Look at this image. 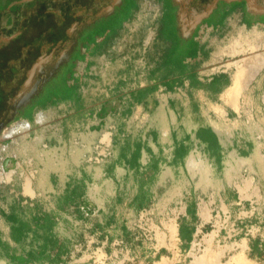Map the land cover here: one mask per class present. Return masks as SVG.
I'll return each mask as SVG.
<instances>
[{
	"label": "rangeland",
	"instance_id": "obj_1",
	"mask_svg": "<svg viewBox=\"0 0 264 264\" xmlns=\"http://www.w3.org/2000/svg\"><path fill=\"white\" fill-rule=\"evenodd\" d=\"M28 1L32 0L16 1L19 4L14 13L16 26L22 16L30 11ZM255 2L264 7V0ZM158 18V4L153 0H139L115 43L107 46L91 63L90 72L82 82L77 106L85 107L86 97L94 99L91 106L95 110L108 101L117 105L119 98L125 96L131 103L145 99L149 94L158 95L157 102L167 101L169 92L165 82L173 74L169 71L171 69L162 65L167 52L166 44L154 37ZM241 19L242 14L237 10L230 13L221 25L225 31L218 35V44L222 45L221 48L229 45L230 51L220 57L218 50L216 55L219 57L202 68L203 72L195 73L202 79H195V82L192 79L188 86L180 79L171 96L191 104L192 109L181 111L182 116L190 115L196 121L219 124L227 135L234 128V137L243 142L252 134V129L254 137L260 139L259 131L264 126V70L252 78L247 100L240 110L226 105L221 93L232 82L235 64L229 66L228 63L250 55L249 52L232 54L231 39L237 37L243 28L249 31L258 27L264 32V24L246 26ZM6 22L7 14H0V28H6L2 27ZM2 31L0 29V36L10 33L8 30ZM260 51H264V48ZM180 71L176 72L177 76L182 74ZM223 73L228 76V86L217 93L212 91L209 95H199L197 91L202 89L203 82L210 76ZM107 92L110 94L107 95ZM182 92L188 95V99ZM151 101L155 102L154 99ZM62 107L55 105L19 116L14 122H8V126L0 132L1 136L6 128L18 122L31 126L29 130L19 131L12 137L0 138V166L4 167L5 174L13 171L9 179L5 177L0 180V264H195L196 255L200 256L203 249L196 251L195 243L213 230H218V244L233 246L223 258L224 262L246 240L249 246L245 249L246 259L251 264H264V168L257 167L256 172L242 174L246 181V191H241V196H244L242 201L233 191L198 190L195 193L193 190L179 189L181 184L175 183L171 186L168 184L166 189L159 188L157 199L148 205L131 206L127 199L130 193L124 194L123 199V196L116 198L109 192L110 186L116 187V182L105 183L104 190L97 186L102 178L110 179L116 174L123 147L117 130L102 131L101 124L97 125L95 119L91 130L96 136L87 140L77 137L76 143L71 146L77 150L81 162L73 171L79 174L82 167L88 168L90 176L87 178L93 185L94 200L101 204V208L96 207L97 213L85 222L75 224L67 221L58 226L53 220L43 221L45 209L53 208L55 202L54 193L49 189L60 181L57 171L61 159L59 129ZM8 113H11L10 110ZM78 114L80 124L76 132H89L87 121H84L85 125L81 124L84 111ZM0 115L4 116L2 113ZM44 115L50 119L45 125L39 123ZM215 179H219L217 175ZM28 180L30 191L26 189ZM191 196L202 205L203 223L204 207L210 210L212 220L194 229L192 243L182 247L178 234L173 243L169 224L176 216L178 219ZM55 227L59 230L58 234L67 236L64 240L70 246V251L63 262L48 260L43 263L37 254L38 248L47 232ZM200 228L203 230L201 233ZM192 252L197 254L193 255ZM17 256L25 258V263L16 260Z\"/></svg>",
	"mask_w": 264,
	"mask_h": 264
},
{
	"label": "crops",
	"instance_id": "obj_2",
	"mask_svg": "<svg viewBox=\"0 0 264 264\" xmlns=\"http://www.w3.org/2000/svg\"><path fill=\"white\" fill-rule=\"evenodd\" d=\"M224 29L217 26L204 32L201 53L190 59L185 68L182 67L181 75H176L179 72L177 68L169 70L173 75L167 79L170 80L171 87L166 89L169 94L165 102H157L158 95L149 94V97L131 103L128 96H125L119 98L117 105L108 101L95 110L91 106L94 99L86 97L85 107L75 105L60 108L61 159L57 171L60 181L49 189L54 193L55 202L53 208L45 209L43 221L53 220L58 226L67 221L75 224L85 222L97 213L96 207L101 208V204L94 200L93 185L87 178L90 176L88 168L82 167L79 174L73 171L81 162L77 150L71 146L76 143L77 137L87 140L96 136L94 130H91L94 119L97 125L101 124L102 131L117 130L122 143L123 151L120 153L116 174H113V178H102L101 183L97 182V186L103 190L105 183L116 182V187L110 186L109 190L116 198L130 193L127 199L131 206H146L157 199L159 188L166 189L168 184L171 186L179 183V189H186L188 192L228 190L233 191L239 200H243L241 191H246V181L241 177L242 174L256 172L257 167L264 168V126L259 131L260 139L254 137L252 129V134L242 142L234 137V128L227 135L226 130L219 124L196 121L190 115L182 116L181 111L191 110V104L188 101L180 102L176 100L178 98L171 96V91H174L180 79L186 86L193 82L192 79H202L197 76L203 72L202 68L213 63L219 55L221 57L230 51L229 45L221 48L222 45L218 44V35ZM217 52L219 55H216ZM227 77L225 73L210 76L197 92L201 96L205 93L212 94V91L217 93L228 86ZM182 93L188 99V95ZM176 95L180 96L179 93ZM153 99L155 102L151 101ZM81 111H84L81 124L85 125L86 120V128L90 130L86 133L75 130L80 124L78 113ZM48 119L44 115L39 123L45 125ZM215 175L219 179H215ZM201 208V203L191 196L180 216L178 215V239L182 247L192 243L194 229L208 223H203ZM58 231L55 227L47 232L45 240L38 248L37 254L43 263L48 260L63 262L70 251V246L64 240L67 236L58 234ZM47 238L52 239V246L47 251L50 257L45 260L41 257V252Z\"/></svg>",
	"mask_w": 264,
	"mask_h": 264
},
{
	"label": "flooded vegetation",
	"instance_id": "obj_3",
	"mask_svg": "<svg viewBox=\"0 0 264 264\" xmlns=\"http://www.w3.org/2000/svg\"><path fill=\"white\" fill-rule=\"evenodd\" d=\"M16 1L0 9V14H7L2 25L6 28L0 29L10 32L0 36V114L4 115L0 132L8 122L32 111L75 106L91 63L115 43L139 4V0H32L30 11L16 26ZM153 1L159 5L154 37L167 46L162 60L166 69L185 68L201 53L204 32L221 26L232 12L240 10L246 26L264 24V14L249 11L246 0ZM166 82L165 88H170V80Z\"/></svg>",
	"mask_w": 264,
	"mask_h": 264
},
{
	"label": "bare ground",
	"instance_id": "obj_4",
	"mask_svg": "<svg viewBox=\"0 0 264 264\" xmlns=\"http://www.w3.org/2000/svg\"><path fill=\"white\" fill-rule=\"evenodd\" d=\"M238 33L239 34L237 37H233V39H231L232 54L237 55L249 52L250 55L240 60L228 63L229 66L235 64V69L234 73L232 74L231 84L222 93V99L224 100V103L236 110H240L242 103L247 100V90L252 78L258 75L264 69V51H260L261 48H264V32L260 31L258 27H255L249 31L245 28L240 29ZM217 108L222 109L220 106ZM225 112L226 111H224L223 114H225ZM29 127H31L29 123L23 124L18 122L11 128H6L0 138L12 137L19 131L29 130ZM0 167V180L4 179L5 177L9 179L13 174V171L5 174L4 167ZM29 184L30 180H28L27 183V190L30 188ZM202 214L204 215V222H209L212 220V214L207 207L202 209ZM169 225L171 229V239L173 240V243H175L177 234L179 232L177 216L172 219ZM202 231V228H200L199 232L201 233ZM217 237L218 230H213L210 233L204 234L200 242L195 243L194 248L196 251H200L203 248L202 254L200 256H197V253L192 252L193 255H196L197 264H251V262L247 260L245 256V249L249 247L246 240H243V242L239 244L240 246L238 250L233 253V255H231L227 262H224L223 258L231 249H233V246H223L218 244L216 241L218 240Z\"/></svg>",
	"mask_w": 264,
	"mask_h": 264
},
{
	"label": "trees",
	"instance_id": "obj_5",
	"mask_svg": "<svg viewBox=\"0 0 264 264\" xmlns=\"http://www.w3.org/2000/svg\"><path fill=\"white\" fill-rule=\"evenodd\" d=\"M10 2H11V0H0V9L6 7ZM193 81L195 82V79H193ZM50 246H52V239L47 238L46 242L44 244L43 251L41 252V257L45 260L50 257L49 253L47 252L49 250ZM60 255L61 254H59L58 256L60 257ZM16 260H18L21 263H25V258H23L21 256H17Z\"/></svg>",
	"mask_w": 264,
	"mask_h": 264
},
{
	"label": "water",
	"instance_id": "obj_6",
	"mask_svg": "<svg viewBox=\"0 0 264 264\" xmlns=\"http://www.w3.org/2000/svg\"><path fill=\"white\" fill-rule=\"evenodd\" d=\"M246 1L248 3L249 11H251V12H253L255 14H264V7H261V6L257 5L255 0H246ZM117 2L119 3L120 0H117ZM207 13L208 12H205L203 15H207Z\"/></svg>",
	"mask_w": 264,
	"mask_h": 264
}]
</instances>
